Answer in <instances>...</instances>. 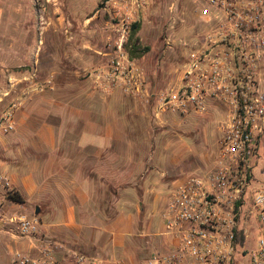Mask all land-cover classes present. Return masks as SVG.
Wrapping results in <instances>:
<instances>
[{
	"label": "crops",
	"instance_id": "obj_1",
	"mask_svg": "<svg viewBox=\"0 0 264 264\" xmlns=\"http://www.w3.org/2000/svg\"><path fill=\"white\" fill-rule=\"evenodd\" d=\"M28 1L0 3V25L14 26L17 32L0 33V42L6 43L0 47V110L21 99L15 128L4 132L0 127V264H12L18 252L41 256L35 236L21 235L18 223L11 220L23 214L38 219V237L98 255L104 264H115L117 255L136 261L148 252L125 244V222L143 217L146 194L161 183L154 168L163 162L186 169L209 166L215 152L201 140L196 148L179 145L173 157L163 159L158 147L168 134L165 128L156 132L152 123H163V115L176 113L156 114L152 104L119 90L103 93L90 76L79 83L59 81L64 76L60 68L54 63L43 66L33 49L23 48L25 21L20 14L32 3ZM9 8L17 17H4ZM29 39L35 43L32 35ZM84 54L79 64L88 71L92 58L100 57ZM70 57L64 54L62 62ZM26 65L31 70L21 69ZM42 72L54 74V81L23 83ZM214 111L227 114V107L214 103L198 114L211 116Z\"/></svg>",
	"mask_w": 264,
	"mask_h": 264
},
{
	"label": "built area",
	"instance_id": "obj_2",
	"mask_svg": "<svg viewBox=\"0 0 264 264\" xmlns=\"http://www.w3.org/2000/svg\"><path fill=\"white\" fill-rule=\"evenodd\" d=\"M194 1L205 29L177 83L152 89L144 67L127 51L125 42L136 22L133 0H115V49L89 72L99 91L138 97L152 104L156 114L206 113L214 103L227 107L214 161L185 176L167 201L161 231L166 248L115 264H244L241 255H247L245 245L256 232V249L247 261L264 264V161L259 164L264 136V0ZM20 104L21 99L0 110L4 132L15 128ZM11 220L18 223L21 235L35 236L41 251L40 257L18 252L12 264H104L98 255L38 237L34 216Z\"/></svg>",
	"mask_w": 264,
	"mask_h": 264
},
{
	"label": "rangeland",
	"instance_id": "obj_3",
	"mask_svg": "<svg viewBox=\"0 0 264 264\" xmlns=\"http://www.w3.org/2000/svg\"><path fill=\"white\" fill-rule=\"evenodd\" d=\"M2 1L6 0H0L1 4ZM24 1L30 3L28 0ZM133 3L136 7L133 22L141 23L139 36L142 44L150 46L144 56L138 57L146 71L149 85L154 90L172 86L179 79L190 49L205 29L198 15L197 4L194 0H133ZM31 4L29 7L25 4L20 14L25 21L22 32L23 48L28 51L33 49L34 54L42 58L40 63L43 66L50 67L55 64L57 69L60 68L64 76L61 77L60 73L59 81L79 83L85 80L90 76L91 70L106 60V53L115 49V41L118 38L115 0H32ZM4 13V17H17L15 10L10 8L5 9ZM32 21H35L34 26L31 25ZM5 32L13 35L17 33L14 26L0 25V33ZM31 35L35 43L30 41ZM5 44L0 42V47ZM88 51L100 58L93 57V65L87 71L79 63L81 55ZM66 53L71 55L70 60L62 62ZM53 56L56 58L53 59ZM21 69L31 70V65ZM41 75L35 74L30 79H24L23 83L32 82L34 79V82L42 84L48 83V80L54 81V74L47 77L46 72H42ZM37 78L43 80L38 81ZM75 91L77 90H70L72 93ZM224 118V111H214L211 116L198 113L166 114L163 115V120H166L163 123L153 121L152 127L156 132L165 128L163 132L168 134L158 147L159 151H162V158L173 157L179 145L187 149L196 148L197 142L201 140L206 144L208 142L209 145L205 147L213 148L216 155L221 136L219 125ZM205 147L203 146V150ZM260 153L259 164L264 161V136ZM159 166L154 168V174H157L161 183L151 186L150 193L146 194L147 206L143 217L129 219L128 224L125 222V244L148 254L166 248L167 237L162 235L161 231L164 229L167 201L175 187L184 179L183 176L198 169L171 167L164 162ZM162 171L165 173L162 174ZM258 235L259 232L253 233L245 245L247 255H241L244 264H250L247 257L256 249ZM117 256V260H128L127 255Z\"/></svg>",
	"mask_w": 264,
	"mask_h": 264
},
{
	"label": "trees",
	"instance_id": "obj_4",
	"mask_svg": "<svg viewBox=\"0 0 264 264\" xmlns=\"http://www.w3.org/2000/svg\"><path fill=\"white\" fill-rule=\"evenodd\" d=\"M141 28V23L136 21L132 23L130 32L127 38V41L125 42V47L129 54L133 57H142L144 56L149 50L150 46H144L142 44L141 38L139 36V31ZM9 198H12L17 201H22V198L19 195H8ZM239 241L241 244H244L245 237L244 235H239Z\"/></svg>",
	"mask_w": 264,
	"mask_h": 264
},
{
	"label": "water",
	"instance_id": "obj_5",
	"mask_svg": "<svg viewBox=\"0 0 264 264\" xmlns=\"http://www.w3.org/2000/svg\"><path fill=\"white\" fill-rule=\"evenodd\" d=\"M39 211V208H37V212Z\"/></svg>",
	"mask_w": 264,
	"mask_h": 264
}]
</instances>
